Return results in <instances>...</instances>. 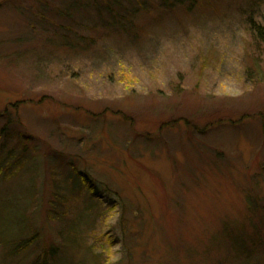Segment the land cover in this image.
Segmentation results:
<instances>
[{"label":"rangeland","instance_id":"374dc122","mask_svg":"<svg viewBox=\"0 0 264 264\" xmlns=\"http://www.w3.org/2000/svg\"><path fill=\"white\" fill-rule=\"evenodd\" d=\"M0 170V264H264V0H0Z\"/></svg>","mask_w":264,"mask_h":264},{"label":"trees","instance_id":"16d2710c","mask_svg":"<svg viewBox=\"0 0 264 264\" xmlns=\"http://www.w3.org/2000/svg\"><path fill=\"white\" fill-rule=\"evenodd\" d=\"M261 35H263V34H261ZM0 172H1V170H0Z\"/></svg>","mask_w":264,"mask_h":264}]
</instances>
